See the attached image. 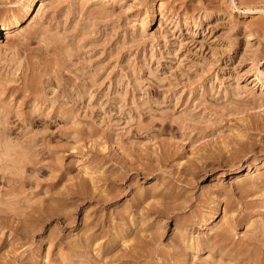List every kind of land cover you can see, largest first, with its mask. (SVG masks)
I'll return each instance as SVG.
<instances>
[{"label":"rangeland","instance_id":"obj_1","mask_svg":"<svg viewBox=\"0 0 264 264\" xmlns=\"http://www.w3.org/2000/svg\"><path fill=\"white\" fill-rule=\"evenodd\" d=\"M25 2L0 0V264H264V0Z\"/></svg>","mask_w":264,"mask_h":264},{"label":"bare ground","instance_id":"obj_2","mask_svg":"<svg viewBox=\"0 0 264 264\" xmlns=\"http://www.w3.org/2000/svg\"><path fill=\"white\" fill-rule=\"evenodd\" d=\"M43 1V0H26V2L24 3L23 7H24V14L28 15L29 13H31L32 11L34 12L36 9V6H38V4ZM42 4V2L40 3ZM40 6V5H39ZM42 6V5H41ZM40 9V7H39ZM21 22V19L18 17H13L11 20L9 21H5L4 23L0 24V36L3 35L4 31L8 32L12 27H16L18 26V24ZM254 164L252 165V163H247L245 166H242L238 171H236L234 173V177H240V173L244 170L247 171H252L254 169ZM264 167V160L262 162L261 165H257L256 164V168H262ZM209 220V219H208ZM210 222V220H209Z\"/></svg>","mask_w":264,"mask_h":264}]
</instances>
